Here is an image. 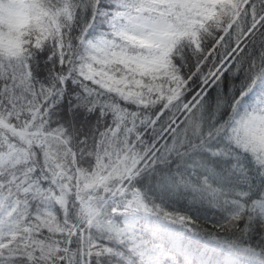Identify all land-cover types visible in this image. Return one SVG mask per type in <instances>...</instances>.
Listing matches in <instances>:
<instances>
[{
    "label": "snow or ice",
    "instance_id": "obj_1",
    "mask_svg": "<svg viewBox=\"0 0 264 264\" xmlns=\"http://www.w3.org/2000/svg\"><path fill=\"white\" fill-rule=\"evenodd\" d=\"M0 264H264V0H0Z\"/></svg>",
    "mask_w": 264,
    "mask_h": 264
},
{
    "label": "trees",
    "instance_id": "obj_2",
    "mask_svg": "<svg viewBox=\"0 0 264 264\" xmlns=\"http://www.w3.org/2000/svg\"><path fill=\"white\" fill-rule=\"evenodd\" d=\"M210 95H211V93H210ZM208 227H210V225ZM145 239H150L154 243H159L162 247L171 246V238L164 233L157 234L156 232H152V231L146 229L145 230Z\"/></svg>",
    "mask_w": 264,
    "mask_h": 264
}]
</instances>
